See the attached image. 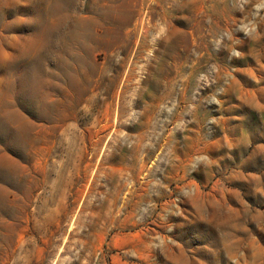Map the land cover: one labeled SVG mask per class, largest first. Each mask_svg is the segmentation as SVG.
Instances as JSON below:
<instances>
[{
	"label": "rangeland",
	"instance_id": "1",
	"mask_svg": "<svg viewBox=\"0 0 264 264\" xmlns=\"http://www.w3.org/2000/svg\"><path fill=\"white\" fill-rule=\"evenodd\" d=\"M0 264H264V0H0Z\"/></svg>",
	"mask_w": 264,
	"mask_h": 264
}]
</instances>
